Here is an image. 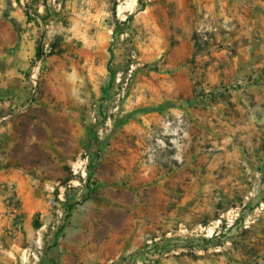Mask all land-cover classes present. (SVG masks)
<instances>
[{
	"label": "rangeland",
	"instance_id": "obj_1",
	"mask_svg": "<svg viewBox=\"0 0 264 264\" xmlns=\"http://www.w3.org/2000/svg\"><path fill=\"white\" fill-rule=\"evenodd\" d=\"M128 4L0 0V180L30 264H107L103 192L141 231L115 264H264V30L220 0Z\"/></svg>",
	"mask_w": 264,
	"mask_h": 264
},
{
	"label": "crops",
	"instance_id": "obj_2",
	"mask_svg": "<svg viewBox=\"0 0 264 264\" xmlns=\"http://www.w3.org/2000/svg\"><path fill=\"white\" fill-rule=\"evenodd\" d=\"M220 4L219 12L223 17L228 16L226 7H230V13L236 19L231 24L234 27L240 30H248L255 26L261 31L264 30V0H220ZM9 130L10 126L8 127ZM16 132L19 131L15 128L11 131L12 134H16ZM14 180L13 176L0 180V264H30L32 261L30 253L36 240V232L30 218H27L24 224H19L16 221L17 209L14 204V198H10V190L6 189L4 184L8 183L10 185ZM23 184L27 185V189H24ZM17 190L19 197L23 196L26 198V202L30 197L36 196L37 186H35L32 176L27 174L22 180H19ZM107 193L109 192H103L106 199L103 198L104 204L99 206L104 214L103 217L99 215V220L104 224L103 230L107 232L106 240L101 242V239L98 238L99 234H95L92 238V244L97 248L100 246L101 254L97 255L100 260L105 261L107 264H115L123 259L125 253L126 255L133 253L139 248L141 231L137 230L133 225L125 229L119 224L123 218H126L125 216L129 209L133 210L135 205L121 204L123 200L121 195L113 197L116 204H107ZM14 196L15 194L13 193L12 197ZM111 211L116 214L120 213L122 216L120 218H112L110 216ZM39 244L41 246V241H39ZM97 244L100 245L96 246ZM41 259L42 257H39L38 260L41 261ZM34 263L36 264L37 262Z\"/></svg>",
	"mask_w": 264,
	"mask_h": 264
},
{
	"label": "bare ground",
	"instance_id": "obj_3",
	"mask_svg": "<svg viewBox=\"0 0 264 264\" xmlns=\"http://www.w3.org/2000/svg\"><path fill=\"white\" fill-rule=\"evenodd\" d=\"M131 1H132V4H130V5L128 4L126 6H124V5L123 6H120V8H119L120 13L127 12L129 7L130 8H134V6L136 5L137 0H131Z\"/></svg>",
	"mask_w": 264,
	"mask_h": 264
},
{
	"label": "trees",
	"instance_id": "obj_4",
	"mask_svg": "<svg viewBox=\"0 0 264 264\" xmlns=\"http://www.w3.org/2000/svg\"><path fill=\"white\" fill-rule=\"evenodd\" d=\"M53 48H56V46L55 45H53ZM39 55V57H42V55H40V53L38 54ZM35 228H40V224H38V223H36L35 224Z\"/></svg>",
	"mask_w": 264,
	"mask_h": 264
}]
</instances>
